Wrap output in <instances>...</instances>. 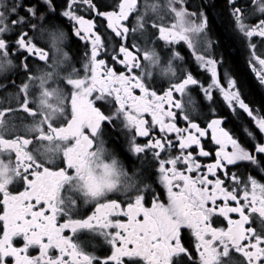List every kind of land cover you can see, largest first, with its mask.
I'll return each mask as SVG.
<instances>
[{"label": "flooded vegetation", "instance_id": "af4514ba", "mask_svg": "<svg viewBox=\"0 0 264 264\" xmlns=\"http://www.w3.org/2000/svg\"><path fill=\"white\" fill-rule=\"evenodd\" d=\"M136 1L132 7H127L128 0L122 3L123 13L130 21L127 27L131 29L132 43L138 49L133 55L140 56V72L133 75L139 76L146 84L163 83L166 89L178 82L181 78L179 70L184 67L203 82L207 73L198 67L192 49L180 41L171 46L166 59L156 42L152 26L181 33L177 13H191L203 3H216L218 7L212 13V31L206 36L220 40L217 35L226 33L220 16L223 0ZM3 2L9 6L11 4V0ZM32 2L37 3L38 0ZM53 2L63 3L64 0ZM104 2L110 4L112 0ZM258 15L255 9H249L243 20L237 23L247 34L257 30L264 32V24L257 28L252 22ZM183 19L185 27L200 22L199 17L192 15H184ZM60 23L52 31L64 34L63 43L58 50H49L47 63H33L25 75H22L20 60L6 51H0V237L4 238L6 245L0 249V264H8L2 259L7 255L14 257L13 260L9 258V264H87L84 257L109 255L110 242L105 234L115 236L118 231L116 226L119 225L130 229L129 237L139 241L144 252L156 258L157 264H168L174 250L171 241L175 239V247H180L181 230L185 232L182 235L191 236L193 245L200 249L192 257L194 264H260L261 258H264V179L261 178L264 173L245 174L242 183L231 186L232 192L226 191L218 182L210 189L204 176L188 175L175 162L171 168L158 170L159 166L151 153L137 159L133 148L125 143L122 135L106 130L108 147L115 149L117 154L107 145H98L90 153L85 152L81 172H68L65 168L63 177L55 175L60 171L66 152L71 150L74 156L80 152L77 138L67 128L74 117L85 121L89 118L84 105L90 97L84 93L87 87L92 86L89 75L91 61L84 57L87 49L83 47V41L75 37L72 24L66 18L61 17ZM192 39L195 41L197 38L193 36ZM164 48L167 52L168 46ZM45 50L48 51V48ZM244 51L248 72L253 80H257L258 70L250 64L247 50ZM176 52L182 60L173 59ZM257 53L264 55V45L258 47ZM144 55L149 59L144 60ZM99 58L104 59L113 71L128 74L122 65L114 64L108 56ZM80 81L85 84L76 86L75 82ZM69 82L74 83L70 86ZM189 88L191 91L186 90L183 98L177 93L171 99H175L177 104L183 103L184 114L191 118L186 101L189 96H197L200 90L196 86ZM133 94L141 95L139 89H134ZM157 94L163 95V92ZM249 97L253 106L264 103L262 96L259 99L251 93ZM137 99L140 100V97ZM74 100L79 108L76 112L73 110ZM144 101L151 103L147 97H144ZM167 107L165 105V110ZM21 108L34 114H26L20 111ZM155 112L159 118V109L156 108ZM224 117L230 121L224 127L243 137L247 118L232 116L227 109H224ZM145 119L151 120L150 114H145ZM49 126L54 130H50ZM177 126L185 125L181 122ZM62 129L64 131H60ZM138 142L143 144L146 139L139 138ZM166 159L170 160L171 157ZM29 161L38 162L48 172L41 171L26 182L25 168ZM100 162H116L117 176L121 179H112L107 185L103 183L99 176ZM212 162L199 161L204 165ZM192 163L194 166L195 162ZM94 186L101 188L95 196L90 191ZM26 188L34 198L49 201L55 208L52 218L26 203V197L21 195ZM148 191L156 193L155 200L145 195L144 202L128 218L106 217L107 225L113 226L111 228L101 227L95 221L91 226L81 225L75 232L57 227V224L62 226L87 220L100 204L114 201L134 204ZM236 191L243 197L241 204L209 206V201H215L217 196L223 195L227 199ZM3 197L7 199L5 205L2 204ZM21 249H24L23 255H20ZM73 252L76 253L75 258Z\"/></svg>", "mask_w": 264, "mask_h": 264}, {"label": "snow or ice", "instance_id": "6c2138e0", "mask_svg": "<svg viewBox=\"0 0 264 264\" xmlns=\"http://www.w3.org/2000/svg\"><path fill=\"white\" fill-rule=\"evenodd\" d=\"M122 3L123 0H112L110 4L104 0H64L63 3L55 4L53 0H38L37 3L32 0H11L9 6L0 0V51H6L21 61L22 75L30 70L33 63H47L49 50H58L63 43L64 34L52 31L57 25H61V17L71 22L75 37L83 41V47L87 49L84 53L85 59L91 61L89 75L92 86L87 87L84 93L86 97H90L84 105L89 118L85 121L74 117L67 128L77 138L80 152L75 156L71 150L66 152L60 171L55 175L58 178L63 177L65 168L68 172H81L84 168L85 152L90 153L98 145L108 147L106 130L122 135L125 143L133 148L137 159L151 153L152 159L159 166L158 170L171 168L175 162L188 175L204 176L210 189L218 182L226 191L232 192L231 186L242 183L245 174L251 176V173H264V103L253 106L248 99L257 90L264 97V55L257 53L258 47L264 45V32L257 30L247 34L237 23L238 20H243L249 9H255L259 15L252 19L253 24L257 28L264 24V19H261L264 17V0H223V5L220 6V16L228 38L238 52L242 48L247 50L250 64L258 70L257 80H242L233 67L230 55L222 50L220 40L206 36L212 31V13L218 7L216 3H203L191 13H177L181 33L153 25L156 42L161 46L166 59L171 46L183 41L192 49L198 67L207 73L202 82L192 71L181 67V78L166 89L163 83L146 84L139 76L133 75L140 72V56L133 55L138 49L132 43L131 29L127 27L130 21L123 13ZM108 8L111 10H107ZM184 15L199 17L200 22L185 27ZM193 36L197 38L195 41ZM165 45L168 46L167 52ZM46 47L48 51L45 50ZM101 56H108L114 64L119 63L128 74L124 71H113L104 59L99 58ZM143 59L147 60L149 57L144 55ZM173 59L183 58L176 52ZM73 83L69 82L70 86ZM75 83L76 86L85 84L84 81ZM189 86H196L200 90L197 96H189L186 101L191 118L184 114L183 103L177 104L175 99H171L177 93L183 98L186 90L191 91ZM134 89H139L141 95H134ZM160 91L163 95L157 94ZM144 97L151 103L144 101ZM165 105L168 106L167 110ZM156 108L159 109V118ZM224 109L232 116L247 118L243 137L224 127L230 122L224 117ZM73 110H79L75 100ZM20 111L34 114L27 112L26 108H21ZM145 114H150L151 120L145 119ZM181 122L184 127L177 126ZM139 138H145L146 142L139 143ZM24 143L27 144L28 141L25 140ZM110 149L117 154L115 149ZM173 153L177 155L173 156ZM202 159L213 162L204 165L199 163ZM192 162H195L194 166ZM41 171L46 173L48 169L42 168L38 162L29 161L25 168V181L30 182ZM261 178L264 179V175ZM90 191L95 196L101 188L94 186ZM21 195L26 197L29 206L52 218L55 208L49 201L34 198L29 188ZM145 195L154 197V200L157 197L156 193L148 191L134 204L115 201L100 204L87 220L65 223L62 226L57 224V227L75 232L81 225L91 226L95 221L101 227L111 228L113 226L107 225L106 217L128 218L144 202ZM242 200L243 197L236 191L227 199L223 195L217 196L215 201H209V206L239 205ZM6 203L7 199L3 197L2 204ZM216 218L220 219L219 216ZM116 227L118 231L115 236L105 234L110 242L109 255L101 258L84 257L87 264H157L156 258L145 253L139 241L129 237L128 227ZM182 233L185 232L181 230L178 249L175 247L176 240L171 241L174 250L168 264H194L192 257L200 251L198 246L193 245L192 237ZM5 246L4 238L0 237V249ZM23 252L24 249H21L20 255ZM72 256L75 258L76 253L73 252ZM9 258L14 259L12 255L2 257L8 264ZM260 264H264V258H261Z\"/></svg>", "mask_w": 264, "mask_h": 264}, {"label": "trees", "instance_id": "16d2710c", "mask_svg": "<svg viewBox=\"0 0 264 264\" xmlns=\"http://www.w3.org/2000/svg\"><path fill=\"white\" fill-rule=\"evenodd\" d=\"M218 38L221 40L222 50L225 51L227 54L230 55V59L233 61V67L237 73V75L242 76V80L249 81L253 80L251 75L248 72L247 66L245 64V51L242 48L239 52L237 51L236 46L232 43V41L228 38L227 32L225 35L219 36ZM253 95H256L259 99L261 98L260 91L257 90L252 93ZM250 97L248 96V99ZM251 99V98H250ZM253 99V97H252Z\"/></svg>", "mask_w": 264, "mask_h": 264}, {"label": "rangeland", "instance_id": "374dc122", "mask_svg": "<svg viewBox=\"0 0 264 264\" xmlns=\"http://www.w3.org/2000/svg\"><path fill=\"white\" fill-rule=\"evenodd\" d=\"M171 31L178 33L174 29H172ZM99 168H100V175L99 176L103 179V183H105L106 185L112 179H114V180H120L121 179L117 176L118 171H117L116 162H114L113 164L107 163V162H100ZM113 173H114V176H113Z\"/></svg>", "mask_w": 264, "mask_h": 264}, {"label": "water", "instance_id": "95a60500", "mask_svg": "<svg viewBox=\"0 0 264 264\" xmlns=\"http://www.w3.org/2000/svg\"><path fill=\"white\" fill-rule=\"evenodd\" d=\"M136 0H128V2H127V7H132V6H134L135 4H136Z\"/></svg>", "mask_w": 264, "mask_h": 264}]
</instances>
